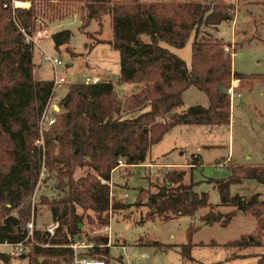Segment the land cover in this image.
I'll list each match as a JSON object with an SVG mask.
<instances>
[{
    "label": "trees",
    "instance_id": "1",
    "mask_svg": "<svg viewBox=\"0 0 264 264\" xmlns=\"http://www.w3.org/2000/svg\"><path fill=\"white\" fill-rule=\"evenodd\" d=\"M58 1L84 2L86 16L82 17L81 30L95 21L101 33L103 17L112 18L113 40L109 44L120 55V84L140 89L122 101L112 82L71 84L58 104L56 124L44 134V152L37 145L39 122L53 96L54 81L35 77L33 45L27 38L36 30L37 3L49 5ZM117 1L0 0V246L24 242L29 250V264H73L75 253L70 245L82 239L79 225H83V216L77 214V208L95 213L101 226L107 227L110 211L131 207L111 204V189L102 184L111 182L119 161H124L126 169L146 164L151 149L177 126H229L231 103L227 91L232 80L246 79L233 71L232 59L225 53L231 44L211 38L206 31L232 21L233 5ZM17 2L32 5L16 8ZM193 34L192 63L188 66L163 44L182 49ZM144 36L149 37L148 42L143 40ZM71 38L70 30L52 36L57 49ZM191 87L207 95L209 106L179 111L184 105L183 94ZM44 157L46 169L56 172L59 187L64 189L61 198L46 203L53 219L60 222V229L52 239L35 231L33 240H27V224L32 216L29 201L39 184ZM188 165L192 169L200 166V156H194ZM84 167L94 174L75 180L76 169ZM184 176L180 171L168 173L165 185L148 195L147 219L195 217L200 210L209 208L211 212L202 221L226 226L235 214L223 219L220 213L214 214V208L232 206L252 214L258 231L224 247L245 250L263 246L264 195L256 194L244 202L239 196H231L230 189L247 180L264 185V165L234 169L229 179L217 182L221 203L216 206L209 203L207 194L194 191L195 183L185 185ZM14 211L17 216L12 215ZM87 240L93 247L83 255L109 264V237ZM193 247L191 242L182 246L184 260L194 261ZM255 257L258 264H264V255ZM239 258L231 256L230 260ZM0 261L10 263L11 254L0 252Z\"/></svg>",
    "mask_w": 264,
    "mask_h": 264
},
{
    "label": "rangeland",
    "instance_id": "2",
    "mask_svg": "<svg viewBox=\"0 0 264 264\" xmlns=\"http://www.w3.org/2000/svg\"><path fill=\"white\" fill-rule=\"evenodd\" d=\"M139 1L141 3L202 2V0ZM204 1L211 4L225 2L235 7L232 21L237 23L236 33L228 22L222 23L220 27V37L225 42H236V52L232 45L228 53L225 51L233 60L234 72L246 77L242 82L234 83L235 80L231 82L230 87H235L236 96L233 102L230 100V125L174 127L158 145L151 149L146 164L130 169L121 167L112 173L111 191L116 196L113 202L128 204L131 207L112 211V214L108 215L109 226L113 229L109 240L111 242L109 264H258L255 256H241L239 259L230 260L231 256L245 254V250L224 247L225 244L238 241L243 236L258 231L257 220L250 213L242 214L232 206L214 208V214L220 213L223 219L235 214L231 216L226 226L222 223L209 225L202 221V217L211 212L209 208L200 210L195 217L182 216L170 221L146 218L149 212L145 207L148 195L157 193L158 189L165 185L168 173L184 172L183 183L185 185L195 183L194 191L207 194L209 203L216 206L221 203L217 182L229 179L234 169L264 165V41L257 39L264 38V0ZM23 3H28V8L32 5L30 2ZM84 5V2L79 1H58L49 5L43 2L37 3L36 30L31 37L37 41L36 44L32 43L37 79L54 81L53 66L45 60L46 56H49L62 60L63 65L58 70L61 76L69 77L67 75L70 74L73 80L83 81L85 75L99 74L101 78H106L105 80L102 78L103 82L116 84L119 81V53L109 42L98 43L99 39L113 38L112 18L103 17L101 33H98L100 27L95 21L87 29L81 30L82 17L86 16ZM64 30H70L72 38L68 44L57 49L52 36ZM210 37L215 39L213 36ZM144 38L149 40L147 36ZM192 43L193 36L182 49L169 47L166 44L163 46L178 54L177 56L190 66ZM70 82L58 87L53 104L60 103L68 91V86L71 85ZM116 91L122 101L132 92L118 89ZM238 94L241 96L237 97ZM183 102L184 105L179 111L193 106H209L207 95L195 87L184 92ZM194 156L201 158V165L195 169H191L188 165L184 168L165 166L168 163H190ZM90 174H94V171L88 167L78 168L74 173V179L78 180ZM59 183L56 172H49L46 168L42 170L37 189L29 201L32 209L30 222L34 221L35 231L44 233L48 223L54 220L46 203L64 195V189L59 187ZM230 193L231 196H239L246 202L256 194L264 195V185L247 180L242 184L232 185ZM124 195L127 197L124 198ZM77 214L83 216V225L79 226L82 230L81 242L93 246L87 239L104 236L106 226L102 227L98 216L91 211L77 208ZM191 229L194 232L191 233ZM140 237L148 241L146 246L136 245ZM261 241L262 247L249 248L246 250L247 253H264V235ZM188 242L194 245L192 257L198 261L189 263L184 260L181 248ZM121 243L127 245V258L120 246ZM154 243L164 246L156 247L152 245ZM214 243L218 246H209L215 245ZM5 246H0V252L11 253V248ZM88 251L87 248L80 249L78 255L86 254ZM28 252L29 250L20 257L11 255L10 263L29 264V258L26 257ZM142 254H146V259H143ZM121 257H124L123 261ZM0 264L5 263L0 261Z\"/></svg>",
    "mask_w": 264,
    "mask_h": 264
},
{
    "label": "built area",
    "instance_id": "3",
    "mask_svg": "<svg viewBox=\"0 0 264 264\" xmlns=\"http://www.w3.org/2000/svg\"><path fill=\"white\" fill-rule=\"evenodd\" d=\"M42 32V31H41ZM40 32V33H41ZM27 42L29 44L32 43H37V41L35 39H32L30 37L27 38ZM226 52H229V49H226ZM45 60L47 62H50L53 66V70H54V90H53V96L49 101L48 106L46 107L45 112L43 113L40 122H39V135H40V139L37 141V145L42 147L43 151L45 152V144H44V134L45 132L50 129L51 127H53L56 124V113H59V110L57 111L56 109H54V104H53V99L56 93V90L58 89L59 86L64 85V84H68V82H70V79L72 82H70L71 84H75V83H82L84 85H94V84H99L102 83L104 80L100 77V76H96V75H85L83 78V81H78V80H73L72 78H70V74H68L66 76H61L59 73V68L63 65L62 60L58 59V58H51L49 56H46ZM229 98L231 100V102H233L236 93H235V87H230V89H228L227 91ZM241 95L238 94L237 97H240ZM119 167H124V161H119ZM46 166H45V157L43 159V166H42V170H45ZM42 174V171H41ZM44 174V173H43ZM43 176V175H42ZM102 184L104 185H109L110 189H111V184L110 182H106V181H102ZM127 195H124V198H126ZM116 196L114 194V192L111 191L110 193V200H111V204H114L113 199H115ZM115 201V200H114ZM110 215L112 214V211L109 212ZM13 216H17V211H14ZM60 229V222L57 220H53L50 223H48V225L45 228V235L47 239H52L56 236L58 230ZM27 231H28V239H33L34 238V233H35V226H34V221L33 222H29L27 224ZM112 228L110 226L106 227L104 229V233L105 235H107L109 237V240L111 239L112 236ZM82 240L78 239L77 241L73 242L70 245V248L74 251L75 253V257H74V262L73 264H105L104 261L101 260H96L90 257H83L82 255H78V251L80 249L83 248H91L93 246H89L83 242H81ZM111 243H109L110 246ZM11 248V255H14L16 257H20L23 254H25L28 250L27 245L23 242V243H19L16 245H7ZM123 251H126L127 247L126 246H121Z\"/></svg>",
    "mask_w": 264,
    "mask_h": 264
},
{
    "label": "crops",
    "instance_id": "4",
    "mask_svg": "<svg viewBox=\"0 0 264 264\" xmlns=\"http://www.w3.org/2000/svg\"><path fill=\"white\" fill-rule=\"evenodd\" d=\"M202 2H204V3H209L208 1L207 2H205L204 0H202ZM109 19H111V17H109ZM111 21V20H110ZM233 22H236V21H230V22H228L229 24H231L232 25V27H233V30L235 31V33H236V25H237V23H233ZM104 23V22H103ZM220 27H221V25L219 26V27H217V29H206V31L207 32H209V34H210V36H213L215 39H218V40H223L224 42H225V40L223 39V38H221L220 37ZM246 33V32H245ZM193 36V40H194V38H195V35L193 34L192 35ZM264 37V36H263ZM148 38V37H147ZM258 40H262V41H264V38L262 39V38H257ZM100 41H105V42H111L112 40H113V38L112 39H109V40H105V39H99ZM143 40L145 41V42H148L149 40H147V39H145L144 37H143ZM225 43H227V42H225ZM227 44H231L232 45V47H233V49H234V51L236 52V46H235V44H236V42H234V41H232L231 43H227ZM172 53H174L175 54V52H173L172 50H170ZM176 55H178V54H176ZM33 61H34V64H35V60H34V58H33ZM232 62H233V60H232ZM73 65V64H72ZM35 66H36V68H37V65L35 64ZM119 66H120V63H119ZM233 66V65H232ZM233 71H235L234 70V68H233ZM35 73H36V70H35ZM97 76H99V74H96ZM35 76H36V74H35ZM104 80L106 79V78H104V77H102ZM38 79H40V80H47V81H52L53 79H43V78H38ZM238 82H240L239 80H235L234 81V83H238ZM114 84V83H113ZM119 86H118V85ZM115 86H116V88L118 89V90H122V91H134V90H138V89H140L139 87H137V86H134V85H131V84H124V85H121L120 84V78H119V81L116 83V84H114ZM125 95V94H124ZM58 104H54V109H56V110H58ZM60 110V109H59ZM184 111V110H183ZM132 116H135V115H132ZM189 163H187V164H178V163H168L167 165H165V166H167L168 168L169 167H179V168H184V166H186V165H188ZM189 166V165H188ZM197 168V167H196ZM191 169H192V167H191ZM193 169H195V168H193ZM199 213V212H198ZM112 222V221H111ZM80 227H82V226H80ZM113 230V229H112ZM113 233V232H112ZM82 236V235H81ZM112 237V236H111ZM146 242H148V241H146V240H144V238H142V237H140L139 238V241H138V243L136 244V245H138V246H141V247H143V246H146ZM111 243V242H110ZM5 246V245H4ZM120 246H126L127 247V245L126 244H123V243H121L120 244ZM5 247H8V248H10L9 246H5ZM122 248V247H121ZM249 249V248H248ZM251 249V248H250ZM193 250H194V248L192 249V252H193ZM247 249H245V254H238L239 256H246V257H249V256H256V255H264V253H252V252H250V253H247V251H246ZM124 253H125V257L127 256V249H126V251H123ZM8 254H11V253H8ZM142 257H143V259H146V254H142ZM123 258L124 257H121V259H122V261H123ZM127 258V257H126ZM258 259V258H257ZM194 260L195 261H198L197 259H195L194 258ZM12 263V262H11ZM11 263H8V264H11ZM189 263H192V262H189ZM125 264V263H124Z\"/></svg>",
    "mask_w": 264,
    "mask_h": 264
},
{
    "label": "bare ground",
    "instance_id": "5",
    "mask_svg": "<svg viewBox=\"0 0 264 264\" xmlns=\"http://www.w3.org/2000/svg\"><path fill=\"white\" fill-rule=\"evenodd\" d=\"M18 8H28L29 4L28 3H23V2H17L16 5Z\"/></svg>",
    "mask_w": 264,
    "mask_h": 264
},
{
    "label": "water",
    "instance_id": "6",
    "mask_svg": "<svg viewBox=\"0 0 264 264\" xmlns=\"http://www.w3.org/2000/svg\"><path fill=\"white\" fill-rule=\"evenodd\" d=\"M57 107V106H56ZM58 108V107H57ZM58 110H59V108H58ZM242 214H243V212H241ZM79 226H81V224L79 225Z\"/></svg>",
    "mask_w": 264,
    "mask_h": 264
}]
</instances>
